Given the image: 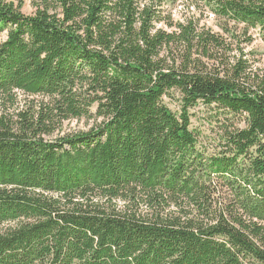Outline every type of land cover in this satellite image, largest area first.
Segmentation results:
<instances>
[{"label": "trees", "instance_id": "obj_1", "mask_svg": "<svg viewBox=\"0 0 264 264\" xmlns=\"http://www.w3.org/2000/svg\"><path fill=\"white\" fill-rule=\"evenodd\" d=\"M26 1L0 0V264H264V0Z\"/></svg>", "mask_w": 264, "mask_h": 264}, {"label": "rangeland", "instance_id": "obj_2", "mask_svg": "<svg viewBox=\"0 0 264 264\" xmlns=\"http://www.w3.org/2000/svg\"><path fill=\"white\" fill-rule=\"evenodd\" d=\"M178 10L183 11V9L180 7H178ZM34 11L35 8L32 6L31 2L29 0L26 1L24 12L30 15L33 14ZM206 22L209 26H211L213 23V21L210 20H207ZM2 38V40H4L6 36L3 35ZM254 46L255 49L259 52V55L257 57L259 60V66L264 67V44L260 40V38L256 40ZM165 101L173 111L179 112L181 110V99L178 92H171L169 96L165 97ZM91 111L93 112V115L91 117H81L64 121V125L61 130L62 134L78 131H89L92 128L96 127L100 122V119L96 116V106H92ZM190 112L192 114L191 127L196 130L201 129L207 137L211 138V136H213L217 130V123L215 121V118L220 117V111L214 107H207L200 103L197 106L191 108ZM208 145L211 146L210 144Z\"/></svg>", "mask_w": 264, "mask_h": 264}]
</instances>
